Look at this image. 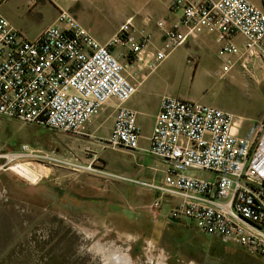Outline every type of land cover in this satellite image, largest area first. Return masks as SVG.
<instances>
[{"label":"built area","instance_id":"obj_1","mask_svg":"<svg viewBox=\"0 0 264 264\" xmlns=\"http://www.w3.org/2000/svg\"><path fill=\"white\" fill-rule=\"evenodd\" d=\"M171 10L182 12L181 21L170 27L164 21L158 23L164 33L162 48L147 56L152 35L131 21L101 44L66 12H60L55 23L33 40L0 14V117L79 135L116 100L107 145L135 151L140 138L137 114L125 105L137 92V75L134 79L126 75L131 63L153 71L188 38L202 32L217 35L222 75L231 71L236 58L264 59V0L258 5L251 0H174ZM240 39L243 47L237 43ZM116 47L125 49L129 64L113 54ZM147 153L167 163L163 183L125 180L158 193V199L146 207L148 212L158 213L165 199L177 200L168 213L170 220L185 221L198 234L264 262V126L247 140L238 135L232 114L166 97ZM34 154H42L38 158L49 164L80 168L22 145L17 152L0 155V171L37 157Z\"/></svg>","mask_w":264,"mask_h":264},{"label":"rangeland","instance_id":"obj_2","mask_svg":"<svg viewBox=\"0 0 264 264\" xmlns=\"http://www.w3.org/2000/svg\"><path fill=\"white\" fill-rule=\"evenodd\" d=\"M21 1L11 0L2 11L28 40H33V36L53 23L55 11L43 0L37 7L31 6L30 11L26 4L21 9ZM251 1L260 3V0ZM80 8V19L99 40L114 35V23L101 12L86 6ZM260 60L264 65V59ZM243 78L251 87L235 91V118H245L247 125L264 123V68L259 74H251L249 70ZM180 84L171 87L173 96L184 92ZM57 134L60 140L67 139ZM51 135L46 127L0 117V155L17 152L27 145L31 151L53 154L65 161L50 144ZM92 154L87 157L91 158ZM34 155L37 157L19 162L39 176L34 184L13 172L12 164L0 171V264H146L147 259L150 264H158L161 255L171 257L170 264H241L231 253L215 254L216 242L208 241L194 228L185 234L181 226L188 225L185 221L180 225L163 222L158 213L148 212L146 208L142 213L128 207L123 211L104 208L101 197L107 196L109 190L126 195L120 182L128 181L99 171L104 167L101 162L90 164L91 170L87 169L89 165L75 168L54 161L49 164L38 158L42 154ZM1 163L5 164L6 160ZM195 174L211 178L207 173ZM203 246L207 254H202ZM242 264L264 262L253 256L251 262L245 259Z\"/></svg>","mask_w":264,"mask_h":264},{"label":"crops","instance_id":"obj_3","mask_svg":"<svg viewBox=\"0 0 264 264\" xmlns=\"http://www.w3.org/2000/svg\"><path fill=\"white\" fill-rule=\"evenodd\" d=\"M11 0H0V14L8 21L9 18L2 7ZM32 1L34 3L32 4ZM41 0H22L20 8L26 4L30 7H37ZM48 3L55 11L53 25L60 12H66L75 19L77 24L87 29L101 44L108 43L128 21H131L137 29H145L152 35L151 43L146 47L145 56L154 54L162 48L164 33L158 27L161 21L166 22L170 27L178 24L182 19L181 11H172L171 7L174 0H43ZM260 4V3H259ZM91 7L101 12L104 18L113 22L116 29L114 35L107 40H99L88 24L80 19V7ZM105 22H108L104 19ZM9 23L17 30L10 21ZM50 25V26H51ZM48 28V27H47ZM46 29V28H45ZM43 29V30H45ZM43 30L33 36L35 39ZM20 31V30H19ZM182 32L186 29L181 27ZM240 47H243V40H239ZM221 45L217 40V35L202 32L195 38H188L186 43L173 51L157 69L150 71L146 67L136 62L131 63L126 75L134 79L137 75V92L125 104L127 108L137 114V124L140 128L139 149L126 151L123 149H113L107 145L110 137L118 107L116 100H111L102 113L92 119L86 128L79 135H71L59 132L67 137L66 140L58 138V131L48 129L52 135L50 144L56 149L57 155L65 161L77 165H90L99 161L104 166L101 168L107 175H114L124 179L142 181L147 184L160 185L163 183L167 170V163L155 158L147 153L150 138L152 136L155 119L160 110L161 102L166 97H172L188 102H197L206 106L237 115V104L235 91L238 88H249L250 83H246L243 77L249 70L251 74L260 72L264 68L263 60L258 58L249 59L248 57L236 58L231 71L222 75L223 60L219 55ZM124 48L116 47L113 54L123 64H129L127 58L123 56ZM246 65L247 70L243 68ZM250 73V72H249ZM173 76V81L171 80ZM255 83L257 80H254ZM178 83L183 85V93L173 96L170 92L171 87H176ZM254 84V82L252 81ZM258 84V83H257ZM10 120V119H9ZM238 125V135L252 140L260 131L264 123L247 125L245 118L236 119ZM44 127V126H42ZM91 155L88 158L87 155ZM84 157L86 159H84ZM100 158V159H99ZM99 168V167H97ZM102 172L103 174H105ZM106 176V175H105ZM127 191L126 195L118 191H110L103 199L104 208H113L116 211H123L125 207L137 210L142 213V209L150 206L156 199L158 193L152 189L124 183ZM121 189V188H120ZM124 189V190H125ZM177 200L165 199L158 212V217L165 221H172L168 218V213L177 204ZM161 212L164 217L161 218ZM185 234H190L194 229L188 225H181ZM207 239L217 241L206 237ZM225 245V244H223ZM229 246V245H225ZM234 247V246H230ZM241 250L237 247H234ZM242 251V250H241ZM244 252V251H243ZM245 253V252H244Z\"/></svg>","mask_w":264,"mask_h":264},{"label":"flooded vegetation","instance_id":"obj_4","mask_svg":"<svg viewBox=\"0 0 264 264\" xmlns=\"http://www.w3.org/2000/svg\"><path fill=\"white\" fill-rule=\"evenodd\" d=\"M208 241L210 240V239H207ZM216 243H214V245H213V247L215 248V249H213V251H214V253L215 254H217V252L218 253H221V252H225V256L226 255H228V254H232L231 256L232 257H235V258H237V260L239 261V262H241V264H242V262H244V260L246 259V260H248L249 262H251V260L253 259V256H250V255H247L246 253H244L243 251H241V250H238V249H236V248H234V247H230V246H225V245H223L221 242H219V241H215ZM201 249H202V254H207L206 252H205V246H203V247H201ZM211 249V245H210V248H209V250ZM212 250V249H211ZM193 251H195L194 249H193ZM163 257V258H162ZM160 259H161V261L158 263V264H170V260H171V257H165L164 255H161L160 256ZM259 260L260 261H262L260 258H259ZM176 262L177 263H179L180 262V260L179 259H177L176 260ZM263 262V261H262ZM146 264H150L149 263V261H148V259H147V261L145 262Z\"/></svg>","mask_w":264,"mask_h":264},{"label":"bare ground","instance_id":"obj_5","mask_svg":"<svg viewBox=\"0 0 264 264\" xmlns=\"http://www.w3.org/2000/svg\"><path fill=\"white\" fill-rule=\"evenodd\" d=\"M10 169L33 184L38 181L39 176H36L32 170L23 164H15Z\"/></svg>","mask_w":264,"mask_h":264}]
</instances>
